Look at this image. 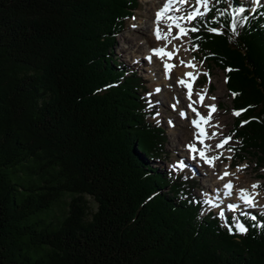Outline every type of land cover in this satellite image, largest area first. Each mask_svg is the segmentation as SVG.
Masks as SVG:
<instances>
[{"label":"trees","instance_id":"1","mask_svg":"<svg viewBox=\"0 0 264 264\" xmlns=\"http://www.w3.org/2000/svg\"><path fill=\"white\" fill-rule=\"evenodd\" d=\"M213 1L189 39L241 111L236 159L264 166V7L244 9L233 33L237 2ZM138 7L0 0V264H264V215L230 234L235 221L204 214L193 178L151 165L165 130L113 56Z\"/></svg>","mask_w":264,"mask_h":264},{"label":"rangeland","instance_id":"2","mask_svg":"<svg viewBox=\"0 0 264 264\" xmlns=\"http://www.w3.org/2000/svg\"><path fill=\"white\" fill-rule=\"evenodd\" d=\"M150 1L158 2V0H139V7L135 12L134 17L126 21L124 29L116 36V46L113 48V56L117 63L121 65V67H124L126 70L132 74H135L140 79V82L143 85L141 95L145 102L155 110V115L150 121L158 126H161L165 130L167 136L164 149L165 154L161 160L151 162L152 167L156 168L159 172L172 174L174 177H179L181 174H185L193 178L195 180L193 195L194 198L202 200L203 205L206 206L204 214H207L208 212H213L216 214V212H218L220 215V212L223 211V222H226V219L231 217L235 223L238 222V218L244 215H264V206L258 209H253L252 206L250 207L243 204L241 199L240 200L242 204L245 206L239 207L238 210H236V207L234 211L230 210V206H235L234 202L230 200L231 198L225 194L226 192L221 189L222 187H212L211 183H213L214 180L211 177L200 173V170H202V165L195 161L192 157L187 156L186 151L189 150L188 145H196L197 140L193 135L195 128L191 123L189 124L185 116V112L192 110L189 108L190 103L187 105V102H185L183 104L184 109L180 110L178 108L180 101L178 93L176 92L177 86L172 83L170 85L162 84L164 75L159 71L153 70L161 68L162 65L161 63H156L158 66H154L149 58V54H147V56L145 54V51L148 49V47L156 49L161 45H158V43H153L151 40V45L147 43L149 36L153 35L151 31L152 28H149V30L146 31V35H144L142 38H140L139 33H137L139 28L144 26L146 20L145 15L148 17L155 16V12L153 10L154 7L149 5ZM190 1L193 3V6L190 11L187 12V14L190 13L196 5V0H187V3H190ZM233 1L227 0L228 8H231ZM235 1L237 2L239 8L249 9L250 11H253L259 6L264 7V0ZM214 3L215 1L209 0V7H211ZM164 4L162 3L160 6H163ZM201 10L203 11V9ZM177 12L178 13L174 14V17L176 18L187 16V14L181 15L180 10ZM149 22L151 23L150 20ZM176 22L180 25L182 22L184 25L181 26L186 29H190L194 26L193 21L187 23V21L185 22V19H177ZM171 23L172 22H163L164 25ZM190 33L192 32L189 31L186 36H182L180 39H178L177 46L181 47L183 55L177 61L173 58L170 59V63H173L174 66L178 65L179 63V67L182 68L185 67L188 62L193 61V63H191L195 66V71L193 73L195 74L194 76L196 79L195 91L193 93L194 99L192 100L193 103L191 104L194 105L195 101H199L197 100V93L203 95L205 100L208 99V104L207 102H198L201 107L198 105L197 108L201 114L204 113L207 115L209 110L208 106H210L212 103L214 104L215 101L218 102V110L215 111L216 116H212L213 119L210 120L209 126L204 128H209V132H211L210 138L208 140L211 142L207 143V149L212 147V156L219 154L217 156L220 157L217 161H215L219 168L216 173H219L222 169L229 165L230 172L233 174L236 173L241 177H234L235 180H240L236 185L239 190L246 188V186L251 187L253 184H258V189L254 192V198L255 201L259 203L261 200H264V166L258 165V161L251 156H247L242 162H239L236 159V155L238 153L237 149L239 147L238 141L236 140L235 134L233 132L236 115L233 114L235 111L232 109V94L227 90L225 84V73L223 70L217 68L207 69L206 63L202 57H200V54L197 52L195 46H193L191 40L189 39ZM173 36L175 35H172L170 39H167V45H169L168 48L170 49L169 51L173 50V43L171 41L174 40L172 38ZM164 42H166V40H164ZM129 47L132 49L128 50ZM181 61L184 63L182 64ZM169 79L174 80V77H170L168 80ZM180 86L183 88V93H185V88L182 85ZM157 89H159V91H157ZM206 92L209 93L206 95ZM218 92H220V94H218ZM212 97H215V99H212ZM181 113H184V115L181 116ZM215 125L220 127L221 133L216 131ZM212 133H216V135L212 136ZM185 137H187L186 140ZM226 137H231L229 144L224 148L216 149L215 145L220 143L221 140ZM172 140L175 141L174 144ZM196 148L203 149L205 148V145L204 147L197 146ZM228 149H231V151H228ZM228 157H231V159ZM245 165L247 167H244ZM209 174L211 175V173ZM216 192H218V194ZM222 192H224V194L220 195ZM209 200H211L215 206H210L208 203H206V201Z\"/></svg>","mask_w":264,"mask_h":264},{"label":"bare ground","instance_id":"3","mask_svg":"<svg viewBox=\"0 0 264 264\" xmlns=\"http://www.w3.org/2000/svg\"><path fill=\"white\" fill-rule=\"evenodd\" d=\"M167 2V0H158V2H155V1H150L149 2V5L150 6H152V7H154L153 8V10H154V12L156 13L158 10H160L161 8H162V6H160L162 3L164 4V3H166ZM158 6H159V8H158ZM190 6V7H189ZM192 6H193V3L190 1V3H185V4H183V5H181V4H179V3H172L171 5H170V7L172 8V9H174L173 11H170L169 13H167V15H170V16H173L174 17V14L175 13H178L177 11H175V9H179L180 10V14L181 15H186L187 14V12L188 11H190V9L192 8ZM187 7H189V8H187ZM145 17H146V20H145V23H144V26H142V27H140L139 28V30L137 31V33H139V37L140 38H142L144 35H146V31L147 30H149V28H152V34L153 35H151V36H149V40L147 41V43L149 44V45H151V42H150V40L153 42V43H158V45L159 44H161L160 46H158V48H165V50L166 51H169L170 49L168 48V46L169 45H167V40H166V42H164V40L162 39V40H160V41H157L156 40V38H155V35H154V29H155V27H156V24H155V16H153V17H148L147 15H145ZM149 20L151 21V23L149 22ZM172 22V21H168L167 19H163L162 18V22H161V24H160V28H161V31H162V34L163 33H166L167 31H168V28H167V25H164L163 24V22ZM185 22H186V20H185ZM173 23V22H172ZM188 23V22H187ZM181 25H184V24H182V22H181ZM177 32H178V29H176L175 27H173V29H172V34L170 35V36H168V38L167 39H170V37L172 36V35H176L177 34ZM138 37V36H137ZM172 41V43H173V49L175 48V51H174V53H173V59H175L176 61L178 60V59H180L181 57H182V50H181V47H178L177 46V44H178V39H174V40H171ZM130 49H132L131 47H129L128 48V50H130ZM187 49H188V46H187ZM148 51V52H147ZM171 51H173V50H171ZM184 51V50H183ZM145 54H146V56H147V54H149V58H150V60L152 61V63H153V65L154 66H158V65H156V63H161V65H162V67L161 68H159V69H153V70H156V71H159V72H161L163 75H164V80H162V84H166V85H170L171 83L172 84H175L176 86H177V89H176V92L178 93V96H179V104H178V108L180 109V110H182V109H184L183 108V104L185 103V102H187V105L189 104V103H193L192 102V100L194 99L193 98V93H194V91H195V80L194 81H192L190 78H188V77H186L185 76V73H188V72H194L195 71V69L193 68V67H187V66H185V67H182V68H180L179 67V63H178V65H176V66H174L173 65V63H170L171 62V60H169V59H167L166 57L165 58H160V57H157V56H155V55H153V49L151 48V47H148V49L145 51ZM135 56V55H134ZM163 62V63H162ZM192 63H193V61H191ZM165 63H168V64H171V65H173V67H172V70H170V72L167 74V75H165V70H164V68H163V66H164V64ZM194 65V64H193ZM193 75H195L194 73H193ZM172 78V77H174V80H171V79H169L168 80V78ZM181 79H183V80H185L186 82H188V83H191L192 84V97H191V99H189V97H188V90L185 88V90H186V92L185 93H183V91H182V87L180 86V84L178 83V81L179 80H181ZM209 92H206V95L208 94ZM218 94H220V92H218ZM196 98V97H195ZM188 100V101H187ZM197 100H199V96H197ZM204 102H207V104H208V99H206L205 100V97H204V100H203V102L202 103H204ZM211 104V103H210ZM213 104V103H212ZM211 104V105H212ZM198 105H199V103L197 102V101H195V104L194 105H192L194 108H196V110H197V112H199L200 113V111L198 110ZM202 105V104H201ZM214 105L216 106V110H218V102L217 101H215L214 102ZM200 106V105H199ZM201 107V106H200ZM214 115H212L213 117L214 116H216L215 114H216V112H214L213 113ZM200 115L201 116H203V117H205V118H207V116H208V114L207 115H205L204 113L203 114H201L200 113ZM185 116H186V120L189 122V124L191 123L192 124V120H194V119H198V117H197V115H196V113H194L192 110H188L187 112H185ZM213 117H211V119H213ZM210 119V120H211ZM210 120H209V122H208V124H202V127L203 128H206L207 126H209V124H210ZM219 125V124H218ZM192 126H193V124H192ZM216 126V125H215ZM221 126V125H220ZM195 128V127H194ZM212 129V128H211ZM215 129H216V131L218 132V133H221L220 131H221V129H220V127L218 126H216L215 127ZM209 128H207V129H204V131H205V133H206V135H205V137L203 138L204 139V144H201V143H199V141H198V139H197V132H198V129H194V131H193V135H194V137L197 139L196 140V147L197 146H203L204 147V145H208L207 143L208 142H211V141H208L209 140V137H210V133L211 132H209ZM213 131V130H212ZM214 132V131H213ZM219 135V134H218ZM185 136V135H184ZM220 138V137H219ZM187 139V137H185V140ZM184 140V141H185ZM172 142H173V144L175 143V141L174 140H172ZM213 142V141H212ZM177 145V144H176ZM197 149H200V148H197ZM204 150H205V152H206V155H208V156H212V154H211V150H212V147L210 148V149H207V148H203ZM187 150V149H186ZM186 153H187V156H189V157H195V158H193L195 161H197L198 163H200L201 165H202V170H200L201 172V174H203V175H205V176H208V177H211L214 181H213V183H211V186L213 187V186H216V187H222L221 189H223V191L224 192H228L229 190H226L225 188H224V184H226V183H228V182H231L232 183V185H233V188L230 190V192H231V194L230 195H228V197H230L231 199V201L232 202H234V204H235V207H236V210H238V208L239 207H243V206H245V205H243L242 204V202H241V200H240V190H242V189H238L237 187H236V185L238 184V181H240V180H235L234 179V177H240V176H238V174H233L232 172H230V166L229 165H227L224 169H222L219 173H216L218 170H219V168H218V165H217V163L216 162H214V166L213 167H210L208 164H206L203 160H201L200 158H199V154H198V152H190V150H187L186 151ZM215 153V152H214ZM216 155V154H215ZM217 155H219V154H217ZM216 155V156H217ZM217 161V160H216ZM208 167V168H207ZM225 170H227L229 173H230V175L229 176H227V177H225L224 179H220V177L221 176H223V174H224V172H225ZM242 170V169H241ZM209 173H211V175L209 174ZM214 174V175H213ZM210 178V179H211ZM241 178V177H240ZM211 179V180H212ZM235 180V181H234ZM235 182V183H234ZM258 185V184H257ZM259 186V185H258ZM251 188V189H250ZM244 190H247L248 191V193L250 194V195H252V196H254L255 195V191L258 189V188H256L255 190H253L252 189V187H248V186H246V188H243ZM214 190V189H213ZM251 190V191H250ZM218 191V190H217ZM224 192H222V193H220V195H223L224 194ZM217 194H218V192H216ZM230 200H229V202H230ZM240 203V204H239ZM262 206H264V200H261V202H259V203H255V205L254 206H252V208L253 209H258V208H260V207H262Z\"/></svg>","mask_w":264,"mask_h":264},{"label":"snow or ice","instance_id":"4","mask_svg":"<svg viewBox=\"0 0 264 264\" xmlns=\"http://www.w3.org/2000/svg\"><path fill=\"white\" fill-rule=\"evenodd\" d=\"M174 2L183 5V4L187 3V0H167V2L162 6V8L155 13L156 27L154 29V35H155V38L157 41H160L162 39L167 40L168 36H170L172 34L173 27L178 29L177 34L172 37L173 39H180L182 36H186L189 31L193 32V33L197 32L199 30L197 27H191L190 29H186V28L182 27L179 23L176 22L177 19H185L187 22L190 23V22L196 20L198 17H203L209 11V0H196V5H195L194 9L190 13H188L186 17L176 18V17L170 16V15H167V13L174 10L170 7V5ZM201 9H203V11ZM175 11H179V9H175ZM243 12H244L243 8H238L232 14L231 31L233 33H236V31H237V24L239 22V19L241 18L240 14ZM221 15H223V13H221ZM162 18L173 22V23L167 25L168 31L166 33H163V34H162V31L160 28ZM243 19H247V17H243ZM209 31L211 33L219 34L217 28H209ZM169 43H170V41H169ZM174 51H175V48L173 49V51H166L165 48H156V49H153V55L160 57L162 59L166 57L167 59L170 60L173 58ZM181 63L183 64L184 62L181 61ZM186 66L187 67H193V68L195 67L191 62H188ZM172 67H173V65H171V64H168V63L164 64L165 75H167L170 72ZM226 71H232V69H226ZM205 75H207V74H205ZM185 76L190 78L192 81H194L196 79V77L193 75L192 72L185 73ZM225 82H227V80ZM178 83L188 90V97H189V99H191V97H192V84L186 82L183 79L179 80ZM157 91H159V89H157ZM197 95L199 96L198 102L202 103L204 100V96L199 94V93H197ZM233 95H238V94L233 93ZM212 99H215V97H212ZM189 108H191L192 111L194 113H196V115L198 117V119L192 120V124L196 129H198L197 139H198L199 143L204 144L203 138L205 137L206 133L204 131V128L202 127V124H208L209 120L212 117L213 112L216 111V106L214 104L208 106L209 110H208L207 118L201 116L200 113L197 112L196 108H194L191 103L189 104ZM242 111H246V110H242ZM233 114L236 116H240L241 111L234 112ZM183 115H184V113H181V116H183ZM247 122L248 121H244L243 123H247ZM242 126H243V124H242ZM211 135L215 136L216 133H212ZM230 140H231V137L224 138L223 140H221L220 143L215 145V148L216 149L224 148L226 145L229 144ZM207 147L208 146L205 145V148H207ZM188 148H189L190 152H194V153L198 152L199 158L201 160H203L206 164H208L210 167H213L214 162L220 158L219 156H208V155H206V152L204 149L198 150L194 144L188 145ZM228 151H231V149H228ZM193 158H195V157H193ZM228 158L231 159V157H228ZM181 166H183V165H181ZM244 167H247V166L245 165ZM229 175H230V173L227 170H225L223 176H221L220 179H224L225 177H227ZM251 187L253 190H255L256 188H258V185L253 184ZM224 188L226 190H229L225 194L230 195L231 194L230 190L233 188V185L231 182H228V183L224 184ZM240 199L243 201V203L245 205L250 206V207L254 206L256 203L254 196L250 195L248 193V191L244 190V189L240 190ZM206 203H208L210 206H215V205H213V202L211 200L206 201ZM230 210L234 211L235 206H230ZM220 216L221 217L224 216L223 211L220 212ZM252 219L254 220L255 217L253 216ZM233 227L235 228V231L240 233V234H245L248 231V229L244 226V224H242L240 222H236L234 224V226L229 227V233L230 234L233 232Z\"/></svg>","mask_w":264,"mask_h":264}]
</instances>
